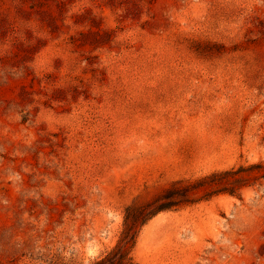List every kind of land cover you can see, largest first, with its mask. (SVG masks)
I'll return each instance as SVG.
<instances>
[{
	"label": "rangeland",
	"instance_id": "rangeland-1",
	"mask_svg": "<svg viewBox=\"0 0 264 264\" xmlns=\"http://www.w3.org/2000/svg\"><path fill=\"white\" fill-rule=\"evenodd\" d=\"M264 164V0H0V264H92L123 208ZM138 264H264V178L161 212Z\"/></svg>",
	"mask_w": 264,
	"mask_h": 264
},
{
	"label": "trees",
	"instance_id": "trees-1",
	"mask_svg": "<svg viewBox=\"0 0 264 264\" xmlns=\"http://www.w3.org/2000/svg\"><path fill=\"white\" fill-rule=\"evenodd\" d=\"M264 178V164L215 170L197 178L173 180L148 200L134 198L123 208L122 225L115 245L92 264H138L132 257L141 229L161 212L178 211L218 195L240 198L244 188Z\"/></svg>",
	"mask_w": 264,
	"mask_h": 264
}]
</instances>
